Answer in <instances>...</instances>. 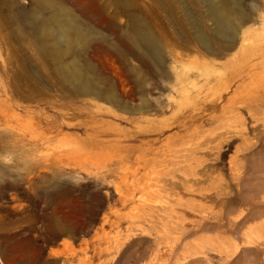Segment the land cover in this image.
<instances>
[{
	"label": "rangeland",
	"instance_id": "obj_1",
	"mask_svg": "<svg viewBox=\"0 0 264 264\" xmlns=\"http://www.w3.org/2000/svg\"><path fill=\"white\" fill-rule=\"evenodd\" d=\"M54 1L90 33L81 64L114 101L58 78L35 0H0V264H223L236 238H264V209L238 236L218 219L227 202L264 208V0H215L241 10L232 41L200 0ZM134 18L159 66L132 48Z\"/></svg>",
	"mask_w": 264,
	"mask_h": 264
},
{
	"label": "bare ground",
	"instance_id": "obj_2",
	"mask_svg": "<svg viewBox=\"0 0 264 264\" xmlns=\"http://www.w3.org/2000/svg\"><path fill=\"white\" fill-rule=\"evenodd\" d=\"M35 1H36L37 6L39 4L38 7H40L41 12L49 13V15L45 16V17H42L39 14L42 18L40 20H38V19L34 20L33 19L34 22H32V23L34 26L33 27L34 30L37 32V42H39L41 44V47H42L41 50L43 49V51H45L43 53L47 54L51 58V60L53 61V64L56 66V68H54V69H56V73L58 74V78H61V80L71 89V91L76 93L77 94V95L75 94L76 96H80V98L81 97L94 96L95 98L104 99V101L106 100L109 103L113 102L114 98H113V96H111L112 95L111 92H110L111 95L109 93L108 96L104 95L103 93L100 94L102 92V90L100 92L101 87L98 83V80H100V79H98V80L96 79L97 78V77H95L96 73L93 74L91 72L94 76L90 77L91 76V73H90L91 69L89 71L87 68H85L86 66L84 67L81 64L82 63L81 62V53H83L82 52L83 49L86 48V46H87V44H89V40H90L89 39L90 33L86 30V28L83 27L84 24L80 23L77 20V18L75 19V16L72 17L70 14H68L69 12L68 11L66 12V10H65L66 7H64L65 8L64 9L63 7H61L62 5L61 6L58 5L54 0H35ZM200 1L204 2V4L206 3L208 6V10H207L208 11V18L213 23L214 36L216 38L224 39V40H228V39L230 40V38H231V41H232V38H233L234 34H236V31H237V33L239 32L238 31L239 25H237V23L235 22L234 19L236 17H234L233 13L238 12V10H240V9H237V11H234V9L237 7H235V8H233V7L236 5H234V3H232V5H233L232 6L231 3H229L228 1L227 2L221 1L219 3L216 2L215 0H200ZM58 3H60V2H58ZM71 14H73V13H71ZM237 14L240 15V13H237ZM238 15L235 14V16H238ZM241 17L243 18L242 15H241ZM36 18H38V17H36ZM239 22H242V21H239ZM242 23H244V22H242ZM145 24H146V22H145ZM4 25H6V24L4 23ZM148 26L149 25H147V27ZM241 28L242 27L240 26V29ZM150 32H149V30H147L146 26L144 25V22L140 18H134V20H132L131 35H132V43L134 46L132 48H135V49L137 48L138 51L142 50L143 53H141V55L143 54L144 60L145 59L147 60V58H152L153 59L152 62L155 61L156 64L158 65L162 61L161 60V53L163 54V52L160 53V45H158L155 38L151 35L152 32L151 33ZM196 38H197L198 42L202 45V47L206 48L209 45L208 36L199 27L196 31ZM234 38H235V36H234ZM101 39H103V38H101ZM95 41H96V39H95ZM104 44H106V43L104 42ZM14 55H15V53H14ZM43 57H44V55H43ZM107 57H108V55H107ZM162 59L164 60V55H163ZM19 60H21V59H19ZM47 60L48 59H46V61ZM21 62L23 64L22 60H21ZM32 62H33V60H32ZM19 63H20V61H19ZM27 63H28V61H27ZM53 64H52V67H53ZM150 64H152V63H150ZM27 67H28V65H27ZM27 67H25V68H27ZM87 67H89V66H87ZM155 67H156V65H155ZM21 68L23 70L24 65H23V67L21 65ZM31 68L33 69V67H31ZM35 70H36V68H35ZM132 70H134V69H132ZM174 70H175V68H174ZM23 71L26 72L25 69ZM23 71L21 73H24ZM36 72H38V71L36 70ZM34 73L35 72H33V74ZM169 73H170V71H169ZM18 76H19V74H18ZM23 76H25V74H23ZM30 76L31 75L29 74V77ZM38 77L39 76H36L35 78H38ZM26 78H28V77H26ZM32 78H34V77H32ZM35 78L33 80H30V79L24 80V82L22 80V81H20V84L24 83V85H26L27 87H30V88L33 87L34 88L35 82L40 80V79L35 80ZM39 83H40V81H39ZM12 86H14V85L12 84ZM61 87H62V85H61ZM30 88H29V90H30ZM37 90H39V89H37ZM67 92H68V90H67ZM41 93H42V91H41ZM114 93H115V90H114ZM32 96H33V94H32ZM73 96L74 95H72V97ZM28 97H29V95H28ZM40 98H41V95H40ZM44 98L46 99L47 97L45 96V97H43V99ZM120 100H121V98H120ZM28 101H29V99H28ZM147 106H145V107L147 108ZM145 107H143V109ZM196 175H197V173H196ZM204 177H206V175H204ZM189 183L191 184V181H189ZM193 184L194 183H192V185ZM195 184L197 185L198 183H195ZM185 185H187V184H185ZM194 187H195V185H194ZM188 188L191 189L192 186L190 188L189 185H187V189ZM193 189H192V192L194 191ZM260 209L262 210L264 208H261V207L252 208L249 211V214L244 215V214L240 213L236 217H234V215L238 213L239 209H237V207L232 202H227V203H225V205L223 207V210L220 214V217H218L219 223L221 224V226H227L230 229L229 231L232 234L237 235V236L241 235L242 231H243V226H244L245 222H247V220L249 219V216L257 213V211ZM220 224H219V226H220ZM236 239H239V241L241 242L240 243L241 245H230V247H229L230 249L223 251L222 256L220 258L221 260H223V264H264V253L261 254V252L259 250V247L261 245H264V238H236ZM167 260H170V258ZM200 262H201V260L193 259L192 262H189L187 264H200Z\"/></svg>",
	"mask_w": 264,
	"mask_h": 264
}]
</instances>
